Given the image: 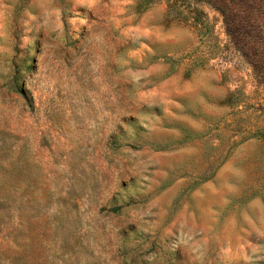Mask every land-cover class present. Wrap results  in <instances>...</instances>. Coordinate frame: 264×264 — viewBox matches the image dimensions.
Here are the masks:
<instances>
[{
  "label": "rangeland",
  "instance_id": "obj_1",
  "mask_svg": "<svg viewBox=\"0 0 264 264\" xmlns=\"http://www.w3.org/2000/svg\"><path fill=\"white\" fill-rule=\"evenodd\" d=\"M0 264H264V0H0Z\"/></svg>",
  "mask_w": 264,
  "mask_h": 264
}]
</instances>
